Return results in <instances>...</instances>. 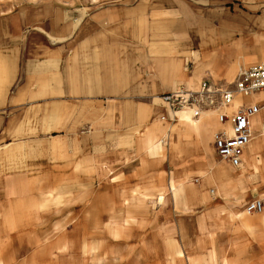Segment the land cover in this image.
<instances>
[{"label": "crops", "instance_id": "obj_1", "mask_svg": "<svg viewBox=\"0 0 264 264\" xmlns=\"http://www.w3.org/2000/svg\"><path fill=\"white\" fill-rule=\"evenodd\" d=\"M262 62L264 0H0V233H57L75 218L82 225L86 201L95 225L101 216L142 217L133 203L149 201V186H168L172 202L189 186L195 203L196 192L220 182L242 198L236 183L264 178V94H238L226 110L259 107L239 166L217 153L212 131L231 133L219 110L201 118L213 129L203 140L161 96L204 81L234 89L241 67ZM102 200L124 210L102 214ZM23 216L49 218L50 229H21ZM168 224L142 236L136 264L146 248L155 264H264V242L248 253L253 242L236 232V242L185 247Z\"/></svg>", "mask_w": 264, "mask_h": 264}, {"label": "rangeland", "instance_id": "obj_2", "mask_svg": "<svg viewBox=\"0 0 264 264\" xmlns=\"http://www.w3.org/2000/svg\"><path fill=\"white\" fill-rule=\"evenodd\" d=\"M215 134L216 132L213 134V140ZM200 181H193L191 184L197 185ZM232 181L229 189L238 185V191L245 192L242 198L236 193H228L227 189L221 192L220 182L215 184L208 182L206 188L196 192L201 200L195 203L188 200L189 186L179 187L173 192L175 197L176 194L178 195L180 201L176 198L177 202L169 200L168 186H163L162 191L161 187L157 190L153 189L154 186H149L147 192L149 193L150 189L153 190L148 196L149 201L133 203L137 214L143 212L142 217L133 216L125 219L101 216L100 220H96V225L93 223L92 201H86L82 225H77L78 221L75 218L74 222L69 225L63 222L59 228L60 231L63 230L62 232L0 233V264H126L130 259H133V264H136L142 236L146 239L150 229L162 222L167 230L172 227L168 224L172 221L175 222L174 230L177 231L179 240L185 247H189L191 243L199 248H208L210 243L216 241L236 242L238 238L236 232H239L240 240L246 244L253 242L249 246L246 245L249 248L246 252L252 253L255 244L264 242V213L247 214L244 212V207L250 199L264 195L262 190L264 178L251 179L249 176L246 185L243 184L245 181L236 183L237 185L234 180ZM107 188L101 187L102 194ZM170 188L173 189V187ZM210 189L216 192L214 197L210 196ZM252 191L259 192L252 193ZM160 197H164V200H158ZM124 204L120 201L109 203L102 200L101 213L103 214L109 208L124 210ZM33 214V211H22V215ZM43 220L44 224L41 222V224L24 227L25 223ZM50 221L49 218L23 216L21 217V229L47 231L50 229ZM143 230L145 232H142ZM216 231L225 232L220 234ZM164 244L165 241H163ZM191 247L192 249L188 248V251H182V253L190 254V251L196 248ZM147 249L144 251L145 262L143 263L155 264L152 261H157L159 258Z\"/></svg>", "mask_w": 264, "mask_h": 264}, {"label": "built area", "instance_id": "obj_3", "mask_svg": "<svg viewBox=\"0 0 264 264\" xmlns=\"http://www.w3.org/2000/svg\"><path fill=\"white\" fill-rule=\"evenodd\" d=\"M254 93L264 94V62L250 67H241L235 80L234 89L213 87L204 81L199 90L180 88L172 93L161 96L175 117L180 112H189L190 121H199L208 111L215 112L220 123H229L231 133L218 131L214 144L222 160L239 166L244 150L252 139L251 118L259 111L257 105L239 107L229 114L226 110L236 95L249 96ZM174 117V120L176 118ZM248 213L264 211V197L254 199L246 205Z\"/></svg>", "mask_w": 264, "mask_h": 264}, {"label": "bare ground", "instance_id": "obj_4", "mask_svg": "<svg viewBox=\"0 0 264 264\" xmlns=\"http://www.w3.org/2000/svg\"><path fill=\"white\" fill-rule=\"evenodd\" d=\"M259 97H260V94H258V93H254L253 95L246 97L245 100H246V101H249V100H256V99H258ZM181 117H182L185 121H188V122H189V112H187V113L182 112ZM211 126H212V121H211L210 119H208V120L206 121V124H205V122H203L202 119H200L199 121H192V124H189V125H188V127L191 128L190 130H191V131H197V132L200 134L201 139H203V140L205 139V136L202 135V134H203L205 131L213 130V129L211 128ZM212 133L214 134L215 132L212 131ZM258 134H259L258 139H260V138H262V136H264V131H258ZM252 145H253V144H252ZM250 160H251V155L248 154V165H251V164H250ZM223 161H224V160H223ZM210 173H211V171H209V172L207 173V175L210 174Z\"/></svg>", "mask_w": 264, "mask_h": 264}]
</instances>
